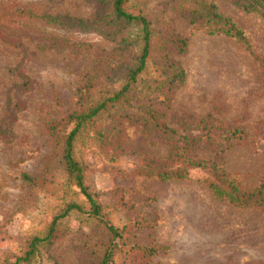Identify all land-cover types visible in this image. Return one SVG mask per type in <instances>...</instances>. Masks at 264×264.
<instances>
[{
  "label": "rangeland",
  "instance_id": "374dc122",
  "mask_svg": "<svg viewBox=\"0 0 264 264\" xmlns=\"http://www.w3.org/2000/svg\"><path fill=\"white\" fill-rule=\"evenodd\" d=\"M138 4L154 31H171L187 41L182 54L167 51L169 62L182 70V81L162 95L147 89L141 77L131 92V110L145 100L156 102L167 126L176 118L206 116L223 128H240V141L231 140L222 154L223 169L247 187L264 180V78L253 56L264 59V4L242 9L233 0H193L201 13L211 7L241 30L249 50L221 33H208L179 15L181 0H129ZM18 10L34 16H66L89 21L96 17L95 0H0V260L16 255L30 235L39 234L50 220L43 212L41 194L21 182L24 172L35 179L43 173L51 143L42 129L48 113L64 114L74 108V90L88 71L100 78L101 70L114 67L106 80L115 82L134 57L132 46L119 40L124 32L104 38L85 28L67 30L61 50L51 47L50 37L63 30L22 26ZM14 14L12 15L11 13ZM11 14V15H10ZM10 15V16H8ZM8 16L6 23L2 18ZM14 21L15 24H11ZM114 30V26L103 27ZM84 44L81 48L76 43ZM43 45V47H39ZM87 45V46H86ZM74 50V51H72ZM20 64V65H19ZM31 80L22 91L12 70ZM154 84L171 74L159 54L150 59ZM119 67V68H118ZM151 71V70H150ZM143 80V81H142ZM19 101L9 122L12 103ZM122 153L109 161L96 146L82 151L84 184L102 205L118 217V224H149L126 232V245L152 247L145 258L131 252L122 264H264V213L235 208L219 201L202 184L203 170H191L186 179H158L135 172L145 158L164 159L170 146L153 133L120 121ZM117 127V126H116ZM193 158L210 160L209 149L196 150ZM54 172L56 165L54 164ZM45 200V199H44ZM107 243L100 225L86 215L71 212L60 221L52 243L40 249L33 264H95Z\"/></svg>",
  "mask_w": 264,
  "mask_h": 264
},
{
  "label": "trees",
  "instance_id": "16d2710c",
  "mask_svg": "<svg viewBox=\"0 0 264 264\" xmlns=\"http://www.w3.org/2000/svg\"><path fill=\"white\" fill-rule=\"evenodd\" d=\"M95 1L96 17L89 21L74 20L66 16H34L28 11L21 10L17 12L20 17V21L17 22L27 28L37 24L42 28L63 30L61 36L49 38L52 40L50 46L56 47L57 50L69 44L74 47L72 43H67L69 39L66 38V28L75 31L85 28V32L97 31L108 39L124 32L118 43L123 47L132 46L135 54L132 62L124 68L123 76L115 82L109 83L106 80L110 72H115L113 66L105 71L101 70V78L93 71L86 72L83 82L74 90V108L64 114L56 111L45 115L42 129L51 143L52 156L46 157L40 179H35L24 172L20 173L19 177L32 192L41 194L43 212H47L50 220L39 234L27 238L12 259L3 258L0 264H33L40 249L48 247L56 237L60 221L71 212L93 219L107 236V243L95 264H122L119 257L134 251L145 258L155 253L152 247L126 245L124 242L127 231L141 226L149 227V224H138L133 221L119 225L117 215L99 203L84 184L85 164L82 160V151L87 147L96 146L109 161H114L122 153V146L119 143L121 120L138 127L142 132L153 133L156 138L170 146L168 155L162 160L145 158L142 167L135 170L138 174L162 180H182L189 176L191 170H203L206 175L202 177L201 182L214 198L225 201L235 208L257 209L264 213V180L242 187L234 176L223 169L221 154L230 146L231 140L242 139L244 135L242 129L223 128L209 116L200 119L178 117L176 126L180 132H177L175 128L166 125L156 102L145 100L131 110V92L144 74L150 79L144 80L147 82V89L162 95L168 94L173 86L181 83L182 70L177 63L168 61L166 52L184 53L186 39L172 34L170 30L163 33L154 31L141 7L130 3L129 0ZM192 1L181 0L179 15L184 20L206 28L208 33H221L232 38L249 50L243 33L232 25L229 19L217 14L213 7L210 12L201 13L191 3ZM250 1L264 4V0H233L242 9L252 8L253 4ZM8 16L2 18L6 23L11 21ZM11 24L15 22L12 21ZM109 26H114L115 29L111 31L103 29ZM83 45L80 42L76 43L79 49ZM39 47L42 48L43 45ZM159 54L171 69V74L154 84L155 80L151 74L155 69L149 62L153 56ZM253 58L264 78V59L258 56ZM19 65L12 72L21 80L22 91H26L31 86V80L20 70ZM19 104V101L10 104L9 122L15 119L14 113ZM9 133L10 129L6 128L0 135ZM203 149H209L213 153V159L192 157L196 150Z\"/></svg>",
  "mask_w": 264,
  "mask_h": 264
}]
</instances>
